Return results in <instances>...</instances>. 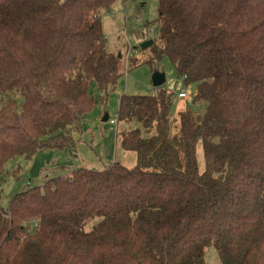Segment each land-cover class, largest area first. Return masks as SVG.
I'll list each match as a JSON object with an SVG mask.
<instances>
[{"label":"trees","instance_id":"trees-1","mask_svg":"<svg viewBox=\"0 0 264 264\" xmlns=\"http://www.w3.org/2000/svg\"><path fill=\"white\" fill-rule=\"evenodd\" d=\"M114 2L0 0L1 172L17 155L72 150L92 85L106 102L123 73L102 27ZM158 7L141 63L167 56L196 83L178 129L167 88L120 95L117 137L136 164L77 167L14 194L0 264H205L211 245L222 264H264V0Z\"/></svg>","mask_w":264,"mask_h":264},{"label":"rangeland","instance_id":"rangeland-1","mask_svg":"<svg viewBox=\"0 0 264 264\" xmlns=\"http://www.w3.org/2000/svg\"><path fill=\"white\" fill-rule=\"evenodd\" d=\"M158 6L159 0H115L110 10L103 11L101 18L106 47L108 51L122 54V75L109 91L106 102L100 100L99 86L92 85L97 103L83 117L81 131L73 133L75 147L72 150L69 147L40 149L31 158L17 155L3 164L0 171V209L9 203L14 194L29 185H42L48 176L69 173L77 167L102 169L114 161L126 166L135 165L136 154L120 147L117 137L118 131L126 127L122 122H117L120 95L154 92L156 88L152 75L156 70L166 73V80L161 86L172 91L170 116L173 130L178 129L179 111L191 104L197 90L196 83H185L184 77L178 74L167 56L153 61L152 65L141 63L150 58L152 52L149 47L142 49L140 44L149 39L156 44L159 41ZM180 90H184L187 96L180 97ZM105 114H108V120H104ZM112 119L116 123H112ZM198 161L203 168L200 146ZM96 221V218L91 219L88 227ZM204 259L205 264H222L214 245L207 247Z\"/></svg>","mask_w":264,"mask_h":264},{"label":"water","instance_id":"water-1","mask_svg":"<svg viewBox=\"0 0 264 264\" xmlns=\"http://www.w3.org/2000/svg\"><path fill=\"white\" fill-rule=\"evenodd\" d=\"M152 43H154L152 39L145 40L144 42H142V43L140 44V47H141L142 49H144V48L149 47ZM165 74H166V73H164V72H161V71H159V70H156V71L153 73V75H152V82H153V85H154V86H161V85L165 82V80H166V76H165ZM108 118H109L108 114H105V116H104V120H108Z\"/></svg>","mask_w":264,"mask_h":264},{"label":"built area","instance_id":"built-area-1","mask_svg":"<svg viewBox=\"0 0 264 264\" xmlns=\"http://www.w3.org/2000/svg\"><path fill=\"white\" fill-rule=\"evenodd\" d=\"M142 9V8H141ZM154 92H156V90H154ZM178 95L180 96V97H186L187 96V93L184 91V90H180L179 92H178ZM111 122L112 123H116V121L115 120H111Z\"/></svg>","mask_w":264,"mask_h":264}]
</instances>
